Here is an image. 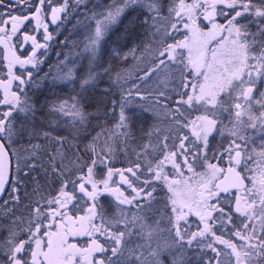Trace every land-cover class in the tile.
Listing matches in <instances>:
<instances>
[{
  "label": "snow or ice",
  "instance_id": "obj_1",
  "mask_svg": "<svg viewBox=\"0 0 264 264\" xmlns=\"http://www.w3.org/2000/svg\"><path fill=\"white\" fill-rule=\"evenodd\" d=\"M0 264H264V0H0Z\"/></svg>",
  "mask_w": 264,
  "mask_h": 264
},
{
  "label": "trees",
  "instance_id": "obj_2",
  "mask_svg": "<svg viewBox=\"0 0 264 264\" xmlns=\"http://www.w3.org/2000/svg\"><path fill=\"white\" fill-rule=\"evenodd\" d=\"M71 28V25H69V29ZM80 39H82V37H80V36H78V37H75V38H72V35L70 36V41L71 40H75V41H79ZM58 40L59 41H61V36L58 38ZM56 44L59 46V48H60V45H59V43L58 42H56ZM58 50V52H63V53H66L65 51H66V49H57ZM69 50V52H72L73 54L75 53V49H71V48H69L68 49ZM54 54L56 55L57 54V51L55 50L54 51ZM56 59L57 58H54V62L53 63H56ZM61 59H62V56H61Z\"/></svg>",
  "mask_w": 264,
  "mask_h": 264
},
{
  "label": "rangeland",
  "instance_id": "obj_3",
  "mask_svg": "<svg viewBox=\"0 0 264 264\" xmlns=\"http://www.w3.org/2000/svg\"><path fill=\"white\" fill-rule=\"evenodd\" d=\"M68 28H69V26H68ZM70 33L68 32V37L70 38ZM75 37H78L77 35H72V38H75ZM69 52V50H67V52L66 53H68ZM55 64V63H54Z\"/></svg>",
  "mask_w": 264,
  "mask_h": 264
}]
</instances>
